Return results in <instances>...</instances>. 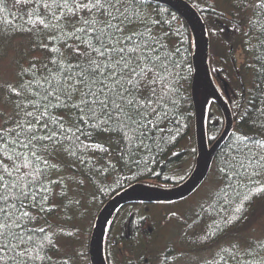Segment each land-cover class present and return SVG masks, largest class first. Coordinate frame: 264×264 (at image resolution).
I'll return each instance as SVG.
<instances>
[{
	"label": "trees",
	"instance_id": "trees-1",
	"mask_svg": "<svg viewBox=\"0 0 264 264\" xmlns=\"http://www.w3.org/2000/svg\"><path fill=\"white\" fill-rule=\"evenodd\" d=\"M187 1L206 25L210 74L230 107L232 126L214 154L202 184L207 183L210 188L195 208L178 212L177 205L186 202V198L152 203L138 201L121 206L112 215L103 242L107 264H264V192H257L264 187V171L251 181H245L247 188H236L235 181H230L231 173L226 175L225 168L226 158L234 156L237 137L264 138V115L253 110L254 107L264 108V38L261 37L264 15L256 7L260 0ZM5 4L7 8L0 11V58L9 52L15 55L17 41L26 44L16 53L19 58L14 65L15 78L0 84L2 102L9 110L8 114H0V132L7 133L8 129L16 127V121L23 116L22 107L27 103L24 94L17 95L20 85L32 82V88L26 93L31 98L39 77L53 67L51 49L58 48L61 55L71 58L72 62L78 58V53L74 47L57 44L59 33L55 30L24 23L27 13L35 8L32 0L20 3L5 0ZM141 11L150 22H159L152 27L153 35L163 38L162 42L179 65L175 69L179 74L175 79V118L166 125L168 132L163 142L157 133L155 142L146 141L148 148L136 152L135 162H130L127 156L121 159V144L116 137L104 132L95 133L93 142L101 143L107 151L86 154L99 171L87 163L81 164L68 152L50 153L48 180L57 183L48 185L46 201H38L35 207L25 209L32 216L28 228L45 230L42 235L33 237L32 251H39L42 245L44 252L40 255L46 254L47 260H36L35 264H91L88 243L94 220L115 193L136 183L174 187L182 183L194 167L197 153L191 98L194 72L191 31L179 14L163 4L146 0ZM43 12L41 7V15ZM29 27L31 30H26ZM237 51L241 52L240 63ZM52 112L54 117L65 121V128L70 127L68 122L74 118V113L63 109ZM204 121L211 144L224 127V118L212 100L206 107ZM81 140L89 142L83 136ZM253 151L264 155V148ZM8 155L9 152L0 151V167L8 163ZM230 182L232 188H229ZM164 207L167 213L162 210ZM168 224L172 225L176 239L160 242L161 229Z\"/></svg>",
	"mask_w": 264,
	"mask_h": 264
},
{
	"label": "snow or ice",
	"instance_id": "snow-or-ice-1",
	"mask_svg": "<svg viewBox=\"0 0 264 264\" xmlns=\"http://www.w3.org/2000/svg\"><path fill=\"white\" fill-rule=\"evenodd\" d=\"M32 2L35 8L27 13L24 23L55 30L59 33L56 43L74 47L78 58L72 62L58 48H52L53 67L39 77L31 98L26 93L32 82L20 85L17 95L24 94L27 100L23 116L15 128L0 132V151L10 153L8 163L0 167V264L47 260L46 254L40 255L44 252L42 245L39 251H32L33 237L45 230L28 228L32 216L25 209L46 201L48 185L57 183L48 180L50 153L68 152L81 164L99 171L86 154L107 151L101 143L93 142L95 133L104 132L121 144V159L127 156L135 162L136 152L148 148L146 141L155 142L157 133L163 142L177 104L175 79L179 74L175 69L179 65L163 38L153 35L152 27L159 22H150L142 13L146 0ZM256 7L264 15V0ZM6 8L5 0H0V11ZM53 109L74 113L69 128L64 127L65 121L53 116ZM253 110L264 115V108ZM82 136L89 142H83ZM261 148L264 138H236L234 156L225 160L226 175L231 173L230 181H235L236 188H247L244 182L264 171V155L253 151ZM257 192H264V187Z\"/></svg>",
	"mask_w": 264,
	"mask_h": 264
},
{
	"label": "water",
	"instance_id": "water-1",
	"mask_svg": "<svg viewBox=\"0 0 264 264\" xmlns=\"http://www.w3.org/2000/svg\"><path fill=\"white\" fill-rule=\"evenodd\" d=\"M163 4L187 23L193 38V77L191 98L194 109V134L197 157L192 172L188 178L177 186L170 188L151 187L147 184L136 183L115 193L99 210L91 230L88 255L91 264H106L103 254V240L106 227L112 215L123 205L132 202H167L177 201L189 196L205 179L208 174L214 153L229 133L232 126V115L228 103L216 89L209 71L208 48L209 38L206 25L196 8L187 0H148ZM201 85L210 98L218 106L224 116V128L221 134L209 144L206 138L204 123V107L196 99L195 89Z\"/></svg>",
	"mask_w": 264,
	"mask_h": 264
},
{
	"label": "rangeland",
	"instance_id": "rangeland-1",
	"mask_svg": "<svg viewBox=\"0 0 264 264\" xmlns=\"http://www.w3.org/2000/svg\"><path fill=\"white\" fill-rule=\"evenodd\" d=\"M25 42L23 41H17L15 43V55L12 54V52H9L7 55L0 58V84L11 82L15 78V74L17 72V69H15L14 65L16 62V59L19 58V56L16 54L18 49L20 50L22 46H25ZM12 50V49H11ZM236 56L238 59V63L241 61V52L237 51ZM2 88H0V94L2 93ZM210 100V95L208 92H206V96L203 100V107L204 110H206V107L208 106V102ZM3 99L0 96V114H8L9 110L6 108V105L3 104ZM1 121V120H0ZM209 185L206 183V185L202 186V184L195 190L194 193H192L190 196L186 197V202L183 204H180V206L177 205L178 212L185 211V210H191L195 208L197 204H199L200 199L202 197H205L207 191L209 190ZM162 210L167 213L168 209L166 207L162 208ZM171 226L168 224V226L161 229L162 234V240L160 242L165 243L167 239H176V235L173 234L171 231ZM169 227V228H168ZM167 229V230H166Z\"/></svg>",
	"mask_w": 264,
	"mask_h": 264
},
{
	"label": "bare ground",
	"instance_id": "bare-ground-1",
	"mask_svg": "<svg viewBox=\"0 0 264 264\" xmlns=\"http://www.w3.org/2000/svg\"><path fill=\"white\" fill-rule=\"evenodd\" d=\"M195 95H196V99L198 100V102L202 105L203 104V100H204V98L206 96V90L201 85H197L196 89H195ZM229 109H230V107H229ZM230 112H231V110H230ZM221 114H222V112H221ZM231 115H232V113H231ZM222 116H223V114H222ZM223 118H224V116H223Z\"/></svg>",
	"mask_w": 264,
	"mask_h": 264
}]
</instances>
